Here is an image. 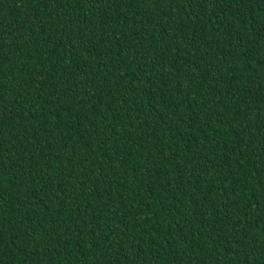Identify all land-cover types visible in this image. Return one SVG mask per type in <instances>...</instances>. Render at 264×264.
Here are the masks:
<instances>
[{
    "label": "trees",
    "instance_id": "1",
    "mask_svg": "<svg viewBox=\"0 0 264 264\" xmlns=\"http://www.w3.org/2000/svg\"><path fill=\"white\" fill-rule=\"evenodd\" d=\"M0 264H264V0H0Z\"/></svg>",
    "mask_w": 264,
    "mask_h": 264
},
{
    "label": "snow or ice",
    "instance_id": "2",
    "mask_svg": "<svg viewBox=\"0 0 264 264\" xmlns=\"http://www.w3.org/2000/svg\"><path fill=\"white\" fill-rule=\"evenodd\" d=\"M0 55H2V53H0Z\"/></svg>",
    "mask_w": 264,
    "mask_h": 264
}]
</instances>
